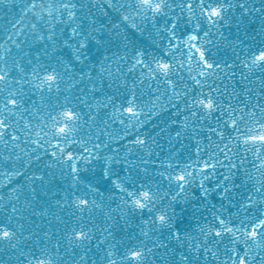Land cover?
Wrapping results in <instances>:
<instances>
[{"label": "water", "instance_id": "obj_1", "mask_svg": "<svg viewBox=\"0 0 264 264\" xmlns=\"http://www.w3.org/2000/svg\"><path fill=\"white\" fill-rule=\"evenodd\" d=\"M82 2L87 6L83 11L91 8L98 22L106 21L107 17L92 7L94 0H82ZM101 3H106V0H101ZM19 5L20 0H16L15 5L11 6V11L0 7V25L10 27L11 23L5 24V21H19V27L30 23V16H23ZM257 6H259L258 2ZM176 12H179V9H176ZM165 19L171 22V14L167 18H160L154 27L151 20L142 21L140 17H136L134 22L137 28L129 26L125 33L128 37L127 48L123 43L119 49L113 48L108 55L111 56L113 53L115 55L109 61H103L93 47L89 53V60L82 64L75 62L73 49L63 44L70 35V29L67 28L62 32L57 31L58 42L55 46L51 42L32 41L30 47L27 44L24 46V51L19 56L16 50L8 56V70L12 76L17 81L24 79L22 85H17L10 78L13 91L22 88L20 93V99L23 101L22 109L28 110L27 112L21 110L20 114L24 117L21 123L39 122L38 114L47 123L48 128L44 129L47 132L52 128L49 116L61 119L57 114L62 111L65 102L70 101L67 107L81 114L75 134V138L81 143L73 144L71 147L76 153L90 156L91 162H80L78 165L80 179L74 181L68 165L56 162L51 157V152L55 150L52 145L56 143L51 134L45 136L44 132H41L39 139L44 147L38 151H33L36 145L20 142L19 147H15V154L11 159L6 157L13 153L14 145L10 144L6 149L0 146V197L3 198L0 200V225L7 226L15 233L11 242L0 240V264H35L37 259L45 256L54 259L55 264H106L104 257L108 246L127 239L130 232H134L157 257H163L167 264H183L181 255L189 256L194 264H211V257L201 255L203 249L199 252L194 250L206 239V234L200 231L201 227L217 226V221L214 219L216 216L236 221L237 208L233 205L240 200L241 195L247 193L248 188H251L256 180H264L261 160L253 155L252 150L245 149L243 136L232 132L230 124L227 129L224 127V122L228 120L229 103L234 107H244L240 101L247 102L249 97L252 98V104H255L257 99L264 102V74L255 70L249 72L241 63L244 51L240 46H236L234 52L217 34L215 28L210 29L206 22H202L201 28L196 29L194 21H187V14L181 18L176 29L180 38L177 41L179 48L169 49L168 34L160 31L164 27ZM87 23L88 21H85V24ZM252 27L249 25V30ZM205 31L209 32L207 37L203 34ZM192 32L198 35L197 41L187 40ZM235 33V27L232 29V34L225 31L229 41L235 39ZM240 35L243 36V31ZM69 43L74 44V41ZM193 43L211 49L215 54L212 58L221 62L222 70H209L215 74L208 77L200 76L202 68L197 63L198 56L193 55L191 62L188 59L190 50L195 53V49L191 48ZM137 49L149 53V60L157 56L165 61H171L174 66H178L177 62H179L183 65V79L177 80L173 76V80L177 84L188 85L187 99L190 100L193 95L199 97L201 93L207 95L212 91L213 97L224 105V110L214 111L212 115L199 121L189 115L188 127L185 128L184 116L188 115V112L184 108V99L173 98L171 102L168 100V97L172 96L173 86L166 84L163 79L157 82L139 76L138 73L141 71L139 67L135 71H129L135 64L133 53ZM25 52L29 54L24 55ZM21 56L23 59L20 58ZM121 56H127L128 59L121 60ZM56 57L61 58V63L72 64L67 74L57 64ZM13 59L25 68L24 73L16 68ZM225 61L232 67H225ZM101 63L105 68L103 72L100 70ZM48 65L61 72L62 79L58 80L59 91L56 88L49 91L35 86L39 81L33 75V69L42 78L45 74L43 69ZM3 66L4 60L0 59V67ZM242 70L245 77L243 79ZM143 71L147 72V69ZM89 72L92 79L89 80L88 76L84 75L81 82L80 74ZM233 72H235L234 76ZM191 77L200 79L201 84L196 85ZM124 80L129 85L136 81L138 102L142 104L147 102L148 105L144 112L148 113L155 105L156 110L161 112L160 116L146 119L142 114L140 116L144 121L142 127H133L136 121L135 119L128 121L127 114L121 116L122 109L119 106L125 94V89L121 86ZM140 80H144L143 85L139 83ZM93 83L96 85L94 90ZM70 85L77 87L70 88ZM176 90L179 91V88ZM157 96L160 97L159 100L156 99ZM239 114V111H236V115ZM120 119H124L125 124H120ZM161 120L164 121L161 126L167 127V132H160L158 127H154V124L160 123ZM212 130L217 132L223 130L226 135L235 136L239 141V143L235 140L225 141L229 143L232 151L239 152L240 158L244 160L239 173L235 169L232 170L230 181L224 180V176L230 174L227 167L217 165L214 171L209 168L205 176L202 174V163H197L208 160L209 163L222 161L223 164H228L223 154L217 151L216 146L223 145ZM52 131L55 129L52 128ZM177 131L181 132L180 137H176ZM243 131L244 127L241 125V132ZM136 134L146 139L147 144L139 146L129 143ZM152 137L155 138V143ZM36 139L35 135L31 137L32 141ZM45 140L50 143H44ZM169 140L172 142L171 145ZM85 144L92 148L90 154L83 153ZM181 144L184 147L181 148ZM197 144L200 148L198 154ZM93 145L99 147L93 148ZM60 146L66 147L62 141ZM251 148L249 144L248 149ZM37 155L41 157L40 160L35 159ZM260 155L264 157V150ZM17 156L21 159L18 160ZM232 162L236 163L237 157H233ZM169 164H172V168H168ZM105 168L110 170L108 176L104 175ZM145 168L147 172L144 171ZM182 170L192 173L194 179L192 183L185 185L183 192H180L177 182H169L167 174L175 175ZM244 170H247L252 177L246 182L247 187L231 189V196H223L222 187H231L232 183L241 185ZM20 172L24 175H19ZM161 172L165 175L161 176ZM33 175H44V181H33L29 178ZM117 180L129 191H135L139 184H144L152 191H156L159 186L161 193L170 192L176 195L179 192L175 201L168 196L162 203L157 204L158 208H165L173 216L171 229L157 228L145 223L144 221L151 219V214L147 211L143 215L139 212L129 215L131 206L121 200L124 194L117 188ZM201 183L203 189L199 187ZM218 183L221 188H217ZM88 185H91V188ZM32 188L36 189L35 193L31 191ZM204 189L208 190L207 196L204 195ZM77 196L90 201L84 211L77 207ZM91 200H95L96 204L92 205ZM12 207H15L17 212L13 213ZM242 215L241 212L240 216ZM126 220L128 226L124 227ZM73 229H82L89 233L90 239L86 244L77 242ZM142 229L143 232L148 233L147 236L143 234ZM175 233L180 234L179 240L174 238ZM211 243L209 237V246ZM56 244L60 247L56 248ZM238 247L242 248V245ZM223 249L224 244H221L219 248L221 261L224 258ZM149 258L151 259V255Z\"/></svg>", "mask_w": 264, "mask_h": 264}, {"label": "snow or ice", "instance_id": "obj_2", "mask_svg": "<svg viewBox=\"0 0 264 264\" xmlns=\"http://www.w3.org/2000/svg\"><path fill=\"white\" fill-rule=\"evenodd\" d=\"M15 2L16 0H0V7L8 8L11 11V6L15 5ZM257 2L259 6H257ZM86 7L82 0H20V13L23 16H30V23L24 27H19V21H5V24L11 23V26L0 25V59L4 60V66L0 67V95H2V99H0V146L6 149L10 144L14 145L13 153L8 154L7 159L12 158V155L15 154V147H19V143L22 141L36 145L37 147L33 151L43 148L44 144L41 143L39 137L41 132H44L45 136L51 134L56 141L52 145L55 150L51 152V157L56 162L68 165L74 181H79L80 179L78 175L80 162H91L90 156L76 153L71 147L73 144L81 143L75 138L81 114L67 107L70 101H66L62 106V111L57 114L61 119L49 116L52 121V128L55 131L50 128L45 132L44 129L48 128V125L44 118L38 114L37 120L39 122L35 124L21 123L24 121L23 115L20 114L21 110L24 112L28 111L27 108L22 109L23 101L20 99L22 88H17L16 91H13L10 84V78L17 85L24 83L23 78L18 81L15 80V77L8 70L7 58L12 54L13 50H16V54L19 56L24 51V46L27 44L30 47L32 41L51 42L55 46L58 42L57 31L62 32L64 28L70 29V35L63 41V44L73 49L75 62L82 64L89 60V53L93 47L100 54L103 61H109L115 55V53L111 56L108 55L113 48L119 49L122 43L127 48L128 37L125 33L129 26L137 28V24L134 22L136 17H140L142 21L151 20L155 27L160 18H167L171 14V22L165 19L164 27L160 31L168 34V48L178 49L179 44L177 41L180 38L176 29L181 18L187 14V21H194L196 29L201 28L202 22H206L210 29L215 28L217 34L234 52L235 47L240 46L244 51L241 63L249 72L255 70L264 74V0H124V2L122 0H106V3H101V0H94L92 7H95L107 17L105 22H98L91 8L83 11ZM176 9H179V12H176ZM78 12L80 13L79 15ZM85 21H88V23L85 24ZM249 25L253 26L250 30ZM233 27L236 29L235 39L229 41L225 31L232 34ZM241 31H243V36L240 35ZM203 34L207 37L209 32L205 31ZM187 40L197 41L198 35L192 32L188 35ZM69 41H74V44L69 43ZM191 48L195 49V53L190 50L188 59L191 62L193 55L198 56L197 63L202 68L199 73L200 76L208 77L215 74L209 70H222L221 62L212 58L215 54L212 53L211 49H205L202 45L196 43H193ZM28 54L24 53V55ZM148 57L149 53L146 51L139 49L134 51L133 59L135 64L129 71H135L139 67L141 69L138 73L139 76L148 77L157 82L163 79L166 84L173 86L172 96H169L168 100L171 102L173 98L184 99V108L188 112V115L184 116L185 128L188 127L189 115L199 121L206 119L214 111L224 110V105L213 97L212 91H209L207 95L201 93L199 97L193 95L190 100L187 99L189 96L186 91L188 85L177 84L173 80V76L177 80L183 79V65L179 64V62H177L178 66H174L171 61H165L160 57L153 56L150 60ZM20 58L23 59L22 56ZM237 58H239L238 55ZM120 59L127 60L128 57L121 56ZM56 62L65 74H67L68 68L72 67L70 63H61L60 57H56ZM13 63L21 73L25 72V68L15 59H13ZM224 66L232 67L226 61ZM144 69H147V72L143 71ZM100 70L101 72L105 71L103 63H101ZM43 71L45 74L41 78L40 75H37L36 70L33 69V75L39 81V84L35 86L46 88L49 91L56 88L59 91L58 80L62 79L61 72L51 65H48ZM84 75H87L89 80L92 79L90 72L81 73V82H83ZM232 75L234 76L235 72ZM243 78L245 77H243L242 70ZM191 79L196 85L201 84L200 79L196 77H191ZM139 83L143 85L144 80H140ZM121 86L125 89V94L123 102L119 106L122 109L120 115L124 116L127 114L128 121L135 119L136 125L133 127L143 126L144 121L140 119L142 114L146 116V119L160 116L161 112L156 110L155 105L149 109L148 113L144 112L145 107L148 105L147 102L143 104L138 102L139 97L136 94L137 83L135 80L131 85L124 80L121 82ZM69 87H77V85H70ZM95 87L96 85L93 83V90ZM177 88H179V91L176 90ZM156 99L159 100L160 97L157 96ZM240 103L244 107H234L231 103L227 105L229 110L227 113L228 120L224 122V127L227 129L230 124L232 132L240 133L243 136L245 149L252 150L253 155L261 160V166L264 167V157L260 155L261 151L264 150V102L257 99L256 103L252 104V98L249 97L247 102L240 101ZM172 106L178 107V105ZM236 111L240 113L238 116ZM202 112L203 115H201ZM90 119H94V117H90ZM119 122L120 124H125L124 119H120ZM161 123H164V121L161 120L160 123L154 124V127H158L160 132H167V127H162ZM41 124H43V127H41ZM17 125L21 126L17 127ZM241 125L244 127L243 132H241ZM212 131L218 135L223 145L221 147L218 144L216 146L217 151L223 154L224 160L228 161V164L225 165L222 161L209 163L208 160L197 161V163H202V174L205 176L209 168L214 171L217 165L227 167L230 174L225 175L224 180L230 181L232 179V170L235 169L239 173L244 165V160L240 158L239 152H233L232 148L229 147V143L225 141L231 142L235 140L237 143L239 141L235 136L226 135L223 130ZM33 135L37 137L35 141L31 140ZM180 136L181 132L177 131L176 137ZM152 140L155 143L154 137H152ZM61 141L66 147L60 146ZM44 143H50V141L45 140ZM129 143L144 146L147 144V140L142 138L140 134H136ZM171 143V140H169L170 145ZM249 144L252 146L251 149H248ZM92 147H99V145H93ZM180 147L182 148L184 145L181 144ZM91 152L92 148L85 144L83 153L90 154ZM196 152L197 154L200 152L198 144ZM233 157H237L236 163L232 162ZM16 158L18 160L21 159L19 156ZM35 159L40 160L41 157L37 155ZM145 163L147 162L145 161ZM21 166L23 167V164ZM47 166L51 167V165ZM168 168H172V164H169ZM144 171L147 172V168ZM18 174L24 175L23 172ZM109 174L110 170L105 168L104 175L108 176ZM160 175L164 176L165 173L161 172ZM167 175L169 182H177L180 192H183L185 185L192 183L194 179L192 173L186 170H182L175 175L172 173ZM243 177L241 185L232 183L231 187H222V195L231 196V189L241 186L247 187L246 182L252 177L247 170H244ZM29 178L33 181H44V175H33ZM116 186L124 194L121 196V200L131 206L129 215L136 212L143 215L147 211L151 214V219L144 221L145 223H150L157 228L171 229L173 216L165 208H158L157 204L162 203L168 196H171V200L175 201L179 192L176 195H172L170 192L161 193L159 186H157L156 191H152L150 188H146L144 184H139L135 191H129L119 180L116 181ZM88 187L91 188V185H88ZM199 187L203 189V184L201 183ZM217 188H221L219 183ZM31 191L35 193L36 189L32 188ZM207 194L208 190L204 189V195L207 196ZM2 199L0 197V200ZM76 204L81 211H84L89 206L90 201L87 198L77 196ZM91 204L95 205L96 201L91 200ZM233 206L237 208L236 215L238 219L231 221L224 219L222 216L214 217L217 221V226L201 227L200 231L206 234V239L199 248L194 250L199 252L203 249L201 255L211 257V264H264V180H256L251 188H248L247 193L241 195L240 200ZM12 212H17V209L12 207ZM241 212L243 213L242 216H240ZM127 226L128 222L126 220L124 227ZM19 227L22 228L23 225H19ZM141 231L143 232V229ZM73 233L79 244H86L90 239L89 233L82 229H73ZM143 234L145 236L148 235L147 232H143ZM109 235H112V233H109ZM14 237L15 233L13 231H10L7 226L0 225V240L11 242ZM209 237L212 240L211 246L208 244ZM174 238L179 240L180 234L175 233ZM221 244H224L222 253L224 258L222 261L220 260L221 253L219 251ZM238 245H242V248L238 247ZM59 247L60 245L56 244V248ZM150 255L151 259L149 258ZM104 259L106 264H158V262L159 264H167L163 257H157L151 248L144 245L143 241L134 232H130L127 239L117 241L116 244H110L108 249H106ZM181 261L183 264H194V261L186 255H181ZM35 264H55V261L45 256L37 259Z\"/></svg>", "mask_w": 264, "mask_h": 264}]
</instances>
